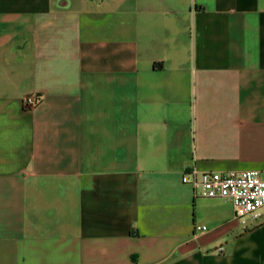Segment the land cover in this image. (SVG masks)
Instances as JSON below:
<instances>
[{"label": "crops", "instance_id": "crops-1", "mask_svg": "<svg viewBox=\"0 0 264 264\" xmlns=\"http://www.w3.org/2000/svg\"><path fill=\"white\" fill-rule=\"evenodd\" d=\"M192 167L264 178V0H0V264H264Z\"/></svg>", "mask_w": 264, "mask_h": 264}, {"label": "built area", "instance_id": "built-area-1", "mask_svg": "<svg viewBox=\"0 0 264 264\" xmlns=\"http://www.w3.org/2000/svg\"><path fill=\"white\" fill-rule=\"evenodd\" d=\"M38 101V95L26 94L21 98L20 104L24 109H32ZM180 180L189 185L195 198L228 200L234 217L240 220L246 216H257L264 206V178L257 170L200 171L192 167L182 171Z\"/></svg>", "mask_w": 264, "mask_h": 264}]
</instances>
